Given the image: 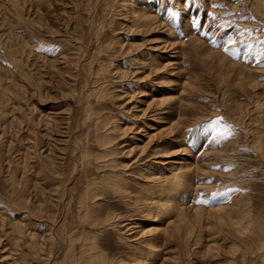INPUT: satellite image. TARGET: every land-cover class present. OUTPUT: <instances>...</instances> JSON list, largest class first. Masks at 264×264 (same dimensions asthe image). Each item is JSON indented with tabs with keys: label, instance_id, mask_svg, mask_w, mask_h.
Segmentation results:
<instances>
[{
	"label": "rangeland",
	"instance_id": "rangeland-1",
	"mask_svg": "<svg viewBox=\"0 0 264 264\" xmlns=\"http://www.w3.org/2000/svg\"><path fill=\"white\" fill-rule=\"evenodd\" d=\"M0 264H264V0H0Z\"/></svg>",
	"mask_w": 264,
	"mask_h": 264
},
{
	"label": "snow or ice",
	"instance_id": "snow-or-ice-1",
	"mask_svg": "<svg viewBox=\"0 0 264 264\" xmlns=\"http://www.w3.org/2000/svg\"><path fill=\"white\" fill-rule=\"evenodd\" d=\"M168 13H169V17L172 18V17H176L178 16V13L177 12H174L171 8L168 9ZM195 23H199L198 21H195ZM218 123V121H217ZM217 123H213V122H209L208 124L204 125L203 128L201 129V131L204 133V134H208L210 132H218V129H217ZM218 134L220 135H223L224 133L223 132H218ZM202 203L206 202V201H200Z\"/></svg>",
	"mask_w": 264,
	"mask_h": 264
}]
</instances>
